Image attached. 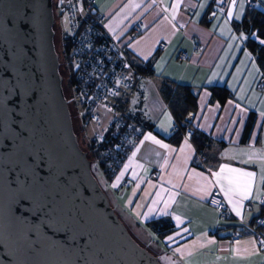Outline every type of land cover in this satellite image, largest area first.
Listing matches in <instances>:
<instances>
[{
  "label": "crops",
  "instance_id": "crops-1",
  "mask_svg": "<svg viewBox=\"0 0 264 264\" xmlns=\"http://www.w3.org/2000/svg\"><path fill=\"white\" fill-rule=\"evenodd\" d=\"M256 1L264 10V0ZM96 4L108 30L134 60L151 62L154 69L153 79L138 85L142 111L152 127L143 131L108 183L117 211L136 233L145 234L166 264H264V238L246 233L232 245L224 239L244 222L264 218V88L258 86L263 73L245 45L247 37L233 27L234 20L243 18L248 0H237L235 5L230 0L224 14L213 11V0H96ZM139 23L142 30L135 33ZM162 42L167 47L160 50ZM196 43L202 49L197 50ZM178 49L187 50L189 59H179ZM163 79L188 84L197 94L192 125L211 139L205 166L194 163L196 145L191 138L174 135V116L159 90ZM216 84L232 92L224 103L212 98L210 86ZM252 114L255 120L244 139ZM149 133L168 147L144 140ZM250 152H260L261 157L248 159ZM122 171L124 177L112 187ZM210 172H220L219 183ZM242 172L256 173L249 181L252 192L247 199H242ZM217 187L230 207L226 217L209 202ZM150 209L154 211L149 213ZM165 210L169 215L161 214ZM158 218H170L174 228L156 231L148 223ZM170 235L175 240L169 241Z\"/></svg>",
  "mask_w": 264,
  "mask_h": 264
},
{
  "label": "water",
  "instance_id": "water-1",
  "mask_svg": "<svg viewBox=\"0 0 264 264\" xmlns=\"http://www.w3.org/2000/svg\"><path fill=\"white\" fill-rule=\"evenodd\" d=\"M54 22L53 0H0V264H166L79 141Z\"/></svg>",
  "mask_w": 264,
  "mask_h": 264
},
{
  "label": "built area",
  "instance_id": "built-area-1",
  "mask_svg": "<svg viewBox=\"0 0 264 264\" xmlns=\"http://www.w3.org/2000/svg\"><path fill=\"white\" fill-rule=\"evenodd\" d=\"M213 2V11L224 14L230 0L223 4L220 0ZM70 4L73 7H69ZM248 5L258 7L256 0H248ZM54 10L56 18L65 17L67 21L63 50L73 77L71 99L75 114L83 125L95 124L93 139L98 146L103 142L107 144L104 159L113 166L116 160L125 159L140 140L143 125L130 116L127 105L138 93L139 83L153 78L142 70L145 64L136 62L128 48L108 30L106 17L97 7L96 0H63V4L57 0ZM141 30L140 23L134 27L135 33ZM166 47L165 42L159 45L160 50ZM195 48L202 49L201 43H196ZM177 57L187 60L190 55L187 50L178 49ZM258 86L264 88V81ZM182 125L184 122L174 119L175 131H181ZM191 132L192 129H188L182 134L190 137ZM255 157H261L260 152L247 155L248 159ZM194 163L206 165L205 150L196 148ZM129 183L126 180L124 184L128 186ZM209 202L222 217L230 213V207L218 187ZM246 233L264 238V218L259 216L254 223L244 222L229 231L224 239L232 245Z\"/></svg>",
  "mask_w": 264,
  "mask_h": 264
},
{
  "label": "trees",
  "instance_id": "trees-1",
  "mask_svg": "<svg viewBox=\"0 0 264 264\" xmlns=\"http://www.w3.org/2000/svg\"><path fill=\"white\" fill-rule=\"evenodd\" d=\"M258 7L248 6L243 18L241 20L233 21V27L238 32L243 31L247 35L245 45L255 56V59L262 70L264 80V46L259 44V40L264 39V10ZM250 34H255L256 38H251ZM65 57L67 59L66 55ZM144 64L145 66L142 70L145 73L153 76L154 69L152 63L148 62ZM72 79L73 77L71 73V83ZM210 89L212 91V98L220 101L221 103L226 102V100L232 96V92L230 91V89L223 84L212 85L210 86ZM159 90L162 97L168 104V107L171 110L174 119H176L180 123L184 122V125H182L181 127V131H174V135L182 137V131L185 132L188 129H192V132L190 134L191 140L194 142L197 149L205 150V148L209 146L211 139L203 131L195 128L192 125L193 115L197 110V94L193 91L192 87L188 84L177 83L168 79H163V81L159 85ZM132 105V103H129V105H127L128 109L130 110V116L134 120L140 122L143 125L144 130L151 128L152 125L150 121L146 119L142 111V97L139 93L137 102L133 106ZM190 116H192V119H189ZM254 120L255 115L252 114L244 133V139L248 137ZM207 142L209 143L207 144ZM106 147L107 144L104 142L98 146L95 139L91 141V148L94 151L93 154L100 160L99 167L102 170L105 179L110 181L120 167L124 158L116 160L113 166L109 165V163H107V161L104 159V151ZM255 219L250 223H254ZM148 224L160 233L167 232L174 228V223L170 218H158L150 221Z\"/></svg>",
  "mask_w": 264,
  "mask_h": 264
},
{
  "label": "rangeland",
  "instance_id": "rangeland-1",
  "mask_svg": "<svg viewBox=\"0 0 264 264\" xmlns=\"http://www.w3.org/2000/svg\"><path fill=\"white\" fill-rule=\"evenodd\" d=\"M54 1V5L55 3L57 4V0H53ZM57 23H58V28L60 29L61 33H64V31L66 30V18L65 17H58L57 18ZM241 37L245 38V36L247 37V35L242 31L240 32ZM138 99V93L134 94L132 96L131 99V103L134 105L137 102ZM132 105V106H133ZM75 115V121H76V129H77V133L79 135V141L82 145V147L84 149H86L88 152H90V157L92 158V162H93V169L96 173V175L98 176V178L100 179L102 185L104 186V188L107 190L108 192V183L109 181L105 179V176L102 172V170L99 167V158H97L93 153V149L91 148V141L93 140V133L94 130H96V126L94 123H91L89 126H85L83 125L82 122H80L79 118L77 117L76 114ZM94 129V130H93ZM109 194V193H108ZM110 196V195H109ZM113 206L115 207V204L113 203V201H111ZM116 208V207H115ZM124 220V219H123ZM129 227V226H128ZM130 231L132 232L133 236L144 246L148 247L152 252H154L156 255L159 256V258L161 259L162 262L165 263V260L160 257V255L156 252V250L154 249V247L149 243V241H147V237L145 236L144 233H136L134 231L133 228L129 227Z\"/></svg>",
  "mask_w": 264,
  "mask_h": 264
},
{
  "label": "snow or ice",
  "instance_id": "snow-or-ice-1",
  "mask_svg": "<svg viewBox=\"0 0 264 264\" xmlns=\"http://www.w3.org/2000/svg\"><path fill=\"white\" fill-rule=\"evenodd\" d=\"M220 2H221V4H223V3H226V0H220ZM236 2H237V0H232L233 5H235ZM60 3L63 4V0H60ZM69 7H73V5L70 4ZM172 7L175 9L176 7H179V5H173ZM241 7H243V5H241ZM232 15H233V13L229 9V11L227 13V16L229 18H231ZM237 19H239V17H237ZM20 23L23 25L24 24V21L21 20ZM250 37L253 38V39L256 38L255 34H250ZM233 39H235V37H233ZM259 44L262 45V46H264V39H260L259 40ZM249 59H250V57H249ZM261 115L264 116V113H262ZM170 120H171V118L169 117V121ZM169 126H171V124ZM164 131L166 132L167 129H164ZM144 140H152V141H154L157 144H161V142L159 140H156L155 136H153L151 133H149L148 135L144 136ZM184 143H187V140H185ZM161 147L167 148L168 146L167 145H164V144H161ZM181 150H183V149H181ZM133 155H135V153H133ZM127 168H128V165H125V170H127ZM223 170L224 169L222 168L221 169V172ZM229 171H231V172H239L240 170L239 169H229ZM124 175H125V171H122L116 177V183H114L112 185V187H116L117 184L120 182V180L124 177ZM210 175L215 176L216 177V182L219 183V181H220V172H215V173L210 172ZM241 175L245 178L244 183H243V186H242V199H247L248 196H249V194L252 192V186L249 183V181H251L252 178L255 177L256 173L255 172H242ZM133 179H135V177H133ZM262 179H264V176H262ZM157 202L158 201H153L154 204L157 203ZM237 203H239V202H237ZM152 211H154V210L153 209H150L149 210V213H151ZM149 213H144V216L145 217H148L149 216ZM236 213H237V215H240V212H239V209L238 208L236 209ZM161 214L162 215H169V213L166 210L165 211H162ZM137 215L139 216L140 213H137ZM177 219H179V218H177ZM187 231H188L187 228L183 229V232H187ZM177 235L178 236L179 235H182V233L181 232H177ZM167 239L169 241H173V240H175V237L170 235V236H168ZM261 243L264 244V241H262ZM176 251H179V248H177Z\"/></svg>",
  "mask_w": 264,
  "mask_h": 264
},
{
  "label": "flooded vegetation",
  "instance_id": "flooded-vegetation-1",
  "mask_svg": "<svg viewBox=\"0 0 264 264\" xmlns=\"http://www.w3.org/2000/svg\"><path fill=\"white\" fill-rule=\"evenodd\" d=\"M54 41H55V45H56V49L59 55V61H60V72L62 75V84H63V89H64V93L68 99V103L70 106V110L72 112L73 115V120H74V127L75 130L77 132V127H76V121H75V107L74 104L72 102L71 99V94H72V90H71V70H70V66L67 63L66 57H65V52L63 50V33H61L60 29L58 28V23H57V18L55 16V22H54ZM79 137V135H78Z\"/></svg>",
  "mask_w": 264,
  "mask_h": 264
}]
</instances>
